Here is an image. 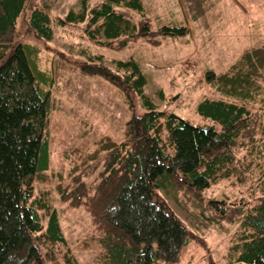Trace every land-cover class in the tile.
I'll return each instance as SVG.
<instances>
[{"label":"trees","instance_id":"1","mask_svg":"<svg viewBox=\"0 0 264 264\" xmlns=\"http://www.w3.org/2000/svg\"><path fill=\"white\" fill-rule=\"evenodd\" d=\"M28 2L0 0V264H79L51 191L36 187L47 180L41 169L49 166L51 76L38 68V47L14 39L20 19L35 39L51 40L53 29L51 5L39 0L25 15ZM58 23L84 24L91 41L115 48L130 39L155 45L158 35L188 33L185 25L153 32L141 0H80V8L69 9ZM113 63L115 70L87 54L79 69L120 89L132 111L124 138L103 136L87 152L69 149L67 180L54 185L67 207L88 212L97 264H177L189 242L201 239L170 200L199 224L235 227L227 264H264V42L243 50L226 72L205 71L215 95L197 102L204 124L159 109L146 94L136 60ZM133 96L141 99L142 114L133 111ZM220 179L245 187V195L207 194Z\"/></svg>","mask_w":264,"mask_h":264},{"label":"rangeland","instance_id":"2","mask_svg":"<svg viewBox=\"0 0 264 264\" xmlns=\"http://www.w3.org/2000/svg\"><path fill=\"white\" fill-rule=\"evenodd\" d=\"M44 1L51 5L52 39H35L21 27V19L14 39L37 46L38 68L51 76L47 88L50 91L49 166L41 169L47 180L38 182L36 187L51 191L60 228L78 263L97 264L88 212L82 207H67L60 201L54 185L56 180H67L68 155H72L69 149L91 151L103 136L123 140L124 122L132 111L117 86L99 76L83 74L79 65L87 54L101 57L111 70H115L114 60L132 58L140 64L146 77V94L159 109L192 124H204L196 112L197 102L203 96L215 95L204 81V73L207 69L226 72L243 50L264 42V0H141L153 32L162 26L185 25L188 33L182 37L158 35L155 45L145 38L130 39L123 48L91 41L84 24L58 23L69 9L80 8V0ZM100 1L88 0V3L94 5ZM36 3L39 0H29L24 14ZM133 16L138 21L139 15ZM160 93L165 99H161ZM132 100L133 111L142 114L145 108L141 99L133 96ZM241 191L245 195V187L233 180L220 179L211 185L207 194L226 195L235 200L241 198ZM170 202L187 229L201 239L189 242L177 264H207L209 260L229 263L228 249L235 227L204 226L192 221L174 200Z\"/></svg>","mask_w":264,"mask_h":264},{"label":"water","instance_id":"3","mask_svg":"<svg viewBox=\"0 0 264 264\" xmlns=\"http://www.w3.org/2000/svg\"><path fill=\"white\" fill-rule=\"evenodd\" d=\"M169 117H175V118H177L178 116L175 115V114H173V113H171V114H169ZM178 118H179V117H178Z\"/></svg>","mask_w":264,"mask_h":264}]
</instances>
